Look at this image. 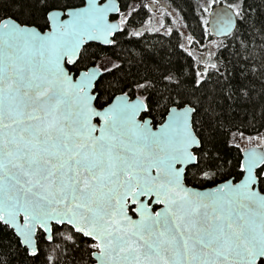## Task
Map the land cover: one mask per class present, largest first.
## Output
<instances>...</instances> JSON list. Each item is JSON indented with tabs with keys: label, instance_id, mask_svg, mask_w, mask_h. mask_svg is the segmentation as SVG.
Segmentation results:
<instances>
[{
	"label": "water",
	"instance_id": "obj_1",
	"mask_svg": "<svg viewBox=\"0 0 264 264\" xmlns=\"http://www.w3.org/2000/svg\"><path fill=\"white\" fill-rule=\"evenodd\" d=\"M118 0L53 10L44 31L0 21V222L30 256L41 230L68 226L97 244L95 264H261L264 147L242 151L241 179L199 189L195 108L173 106L154 129L145 102L127 94L96 105L97 66L71 68L88 44L109 47L122 30ZM237 16L218 5L210 36Z\"/></svg>",
	"mask_w": 264,
	"mask_h": 264
},
{
	"label": "trees",
	"instance_id": "obj_2",
	"mask_svg": "<svg viewBox=\"0 0 264 264\" xmlns=\"http://www.w3.org/2000/svg\"><path fill=\"white\" fill-rule=\"evenodd\" d=\"M149 1L118 0L124 14L121 32L109 47L86 45L71 71L78 74L94 65L102 70L95 89L98 108L119 94L141 97L148 115L157 121H163L173 106L194 107L193 129L200 148L197 164L187 169L186 184L205 189L241 179L243 149L235 138L264 130V0H158L175 23L169 30H143ZM204 3L212 5L208 16ZM81 5L83 0H0V21L12 18L44 31L48 13ZM218 5L235 11L237 26L230 36L216 38L213 63L204 69L184 42L190 38L199 51L214 38L208 20ZM258 177L264 193V168ZM37 245V255L30 256L0 222V264L95 263L97 244L68 226H53L51 242L39 230Z\"/></svg>",
	"mask_w": 264,
	"mask_h": 264
},
{
	"label": "rangeland",
	"instance_id": "obj_3",
	"mask_svg": "<svg viewBox=\"0 0 264 264\" xmlns=\"http://www.w3.org/2000/svg\"><path fill=\"white\" fill-rule=\"evenodd\" d=\"M158 0H150L149 3H146L150 9V15L146 20V23L143 30H169L172 28V25L175 23L173 15L167 12V8L161 4V2H157ZM210 4V3H209ZM208 3H204L202 8L206 10V14L208 16L210 10L208 6L212 7ZM167 14V15H166ZM120 15H124L123 13ZM171 19V23L167 21V19ZM121 22H124V16L120 17ZM172 24V25H171ZM217 39L212 38L211 41L207 42L206 44L201 45L199 47V51L193 48V42H190V38H186L184 42V46L187 50H190L195 54V57L199 60L200 65L207 69L213 63V56L215 54V49L217 47ZM202 68V69H203ZM235 140L239 143L242 149H246L253 146H263L264 147V130L258 134L253 136H245V135H238L236 136Z\"/></svg>",
	"mask_w": 264,
	"mask_h": 264
},
{
	"label": "flooded vegetation",
	"instance_id": "obj_4",
	"mask_svg": "<svg viewBox=\"0 0 264 264\" xmlns=\"http://www.w3.org/2000/svg\"><path fill=\"white\" fill-rule=\"evenodd\" d=\"M120 14H121V12H120ZM120 14H119V16L116 17L115 19H118V20L121 22V20H120L121 15H120ZM121 25H123L122 22H121ZM116 35H117V34H116ZM116 35H115V36H116ZM114 39H115V37L113 38V42H114ZM113 42H112V44H113ZM112 44H111V45H112ZM111 45H110V46H111ZM74 67H75V66H74ZM74 67H72V68H74ZM74 72H75V71H74ZM79 72H80V71H79ZM79 72H78V73H79ZM76 75H77V74H76ZM127 95H129V97L131 98V100L134 99V98H136V97H138V96H132V95H130V94H127ZM139 98H141V97H139ZM142 100H143V99H142ZM143 101H144V100H143ZM144 102H145V101H144ZM145 104H146V102H145ZM146 108H147L146 111H145L144 113L141 114L140 120L143 121V123L146 122V120H150V125H151V127L154 128V129H157V127H158L159 125L163 124V122H164L165 119H164L163 121H157V120H155L154 118H152L151 116L148 115V107H147V104H146ZM197 150H198V149H197ZM194 154H196V150H194ZM196 156H197V155H196ZM59 227H62V226H59ZM52 231H53V230H52ZM52 238H53V232H52ZM51 241H52V240H51ZM51 241H50V242H51ZM48 242H49V241H48ZM96 250H97V247H96ZM96 250H95V251H96ZM93 253H94V252H93ZM94 264H95V263H94Z\"/></svg>",
	"mask_w": 264,
	"mask_h": 264
}]
</instances>
